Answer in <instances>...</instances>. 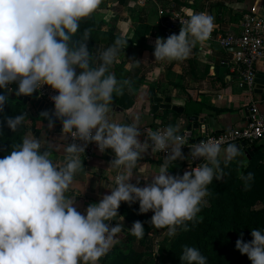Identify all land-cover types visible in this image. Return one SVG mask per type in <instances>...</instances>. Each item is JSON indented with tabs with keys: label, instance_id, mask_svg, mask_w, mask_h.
Instances as JSON below:
<instances>
[{
	"label": "clouds",
	"instance_id": "1",
	"mask_svg": "<svg viewBox=\"0 0 264 264\" xmlns=\"http://www.w3.org/2000/svg\"><path fill=\"white\" fill-rule=\"evenodd\" d=\"M100 3L0 0V89L16 84L17 96H31L49 86L57 93L51 97L54 110L51 117L48 112L42 116L49 128L54 126L52 117L59 120L61 139H72L62 146L59 166L49 150H41L38 139L27 137L0 158V264H100L122 232L120 223H111L120 216L122 202L130 206L138 202V214L151 211L150 225L166 228L167 235L174 237L178 228L187 231V222L196 220L209 195L208 185L223 178L221 164L227 166L242 156L235 144L222 147L223 137L209 138L190 145L187 158L204 163L182 176L172 175L169 164L185 159L182 148L187 144L178 126L143 133L142 141L136 121L117 123L110 117L114 95H122L131 84L109 72L127 41L116 38L94 56L87 44L89 29L74 39L80 21L90 17ZM214 27L212 15L192 13L182 22L179 34L157 37L155 61L187 59L196 44L210 38ZM7 102L8 97L0 94V113ZM25 118L26 113L6 116L0 127L6 125L15 132ZM89 143H95L101 153L111 150L114 159L109 168L117 174L110 194L81 213L74 207L75 197L66 193L72 187L82 191L86 185L90 175L81 154ZM149 149L167 155L151 182L141 187L139 179L135 184L130 181ZM241 179L250 181L253 173L242 174ZM128 232L138 240L144 238L143 223L135 221ZM251 237L245 242L241 234L235 247L251 264H264V230L252 229ZM180 260L181 264H208L207 257L191 246H184Z\"/></svg>",
	"mask_w": 264,
	"mask_h": 264
},
{
	"label": "crops",
	"instance_id": "2",
	"mask_svg": "<svg viewBox=\"0 0 264 264\" xmlns=\"http://www.w3.org/2000/svg\"><path fill=\"white\" fill-rule=\"evenodd\" d=\"M162 10L166 14L162 15ZM173 12L188 17L194 12H207L214 17L215 27L210 38L202 45L196 44L187 59L155 61V41L157 37H168L166 25L174 18ZM247 13H254L264 19V0H155L146 6L138 5L137 0H101L96 10V19L102 24V30L112 32L127 41L109 72L117 78L119 66H123L126 71L134 67L139 69L135 74L123 76L131 81L129 88L135 94L133 106L122 107L117 95L110 106V117L117 123L136 121L140 125V139L143 141L148 131L163 129L168 125L178 126L182 135L188 131V117L197 116L200 120L193 121V124H199V129L190 131L192 144L207 133H221L231 127L244 126L248 121V110L253 104L264 112V81L261 84L256 82L253 91L242 87L240 72L236 69L234 60L235 52L223 48L218 41L220 36L238 35ZM179 31L174 34H179ZM112 43L113 41L101 43L98 51ZM256 70L257 75L264 73V58L257 63ZM136 71L135 69L134 72ZM2 91L0 94L7 96L8 93V98L17 100L12 97L13 91H9V88ZM152 92L157 95L154 99ZM159 96L162 97L160 105L165 103V99L171 100L170 109H154L157 105L155 99ZM174 107L180 110L176 111ZM27 108L36 119L35 123L29 122L33 127L27 133V138L38 139L41 150H49L53 163L59 166L63 158L62 146L68 143V138L61 139L62 128L58 126L61 122L49 128L42 116L44 112L39 111L31 102L27 104ZM201 119H204L202 123ZM255 146L256 152L251 159L248 158L246 149L242 148V156L233 161L242 160L248 165L255 155L263 157L264 140ZM258 147H261L260 152ZM183 154L185 159L169 164L170 174L182 176L194 168L190 158L187 159L190 148ZM142 155L138 169L134 170L130 181L135 184L139 179L138 186L141 187L151 182V176L157 174L159 166L164 162V156L160 152H151V149ZM81 159L90 176L82 191L78 187H72L66 194L75 197L74 207L85 213L89 204L98 203L103 195L110 194V188L115 186L114 177L117 172L109 168L114 159L111 150L104 153L98 151L91 158L81 154ZM80 180L84 184L83 177ZM148 213L153 215L151 211ZM119 220L121 225L128 228L117 234L118 243L110 251L116 245L124 244L123 240L132 227L125 216H121ZM165 236L172 239L167 233ZM134 247L145 248L140 243Z\"/></svg>",
	"mask_w": 264,
	"mask_h": 264
},
{
	"label": "trees",
	"instance_id": "3",
	"mask_svg": "<svg viewBox=\"0 0 264 264\" xmlns=\"http://www.w3.org/2000/svg\"><path fill=\"white\" fill-rule=\"evenodd\" d=\"M125 1V0H123ZM102 24L96 19V11L88 18L80 21L78 32L74 39H79L85 29L90 30V39L88 48L95 56L101 43L114 41L117 37L112 32L102 30ZM118 81L124 80L123 76L135 74L139 71L134 67L126 71L123 66L118 68ZM135 69L137 70L136 72ZM79 71V70H77ZM125 74V75H124ZM122 75V77L120 76ZM131 85V84H130ZM2 89H0L1 91ZM117 95H114L116 97ZM135 94L125 86L123 94L117 96L118 103L124 108H130L134 104ZM26 113L24 122L12 132L6 125L0 127V158H3L11 150L18 147L27 133L32 129L35 118L29 113L27 105L19 100L8 98L3 113H0V121L6 116H15ZM48 122V120L46 119ZM60 121L54 120V124ZM261 147H258L260 152ZM257 155L252 161L245 165L238 161H232L227 166L223 163V178L213 179L208 185L209 195L205 197L206 203L201 205V211L198 213L195 221L188 223V230L178 228L177 234L170 240L165 239V256L169 262L163 261V264H181L180 256L184 246L198 248L201 253L207 257L208 264H251L246 254H241L236 249L237 239L242 238L245 242L251 241V230H264V163L257 161ZM173 162L170 163L172 165ZM253 173V179L245 182L241 175ZM138 202L131 206L127 203H121L117 218L112 223H120V217L125 216L132 225L139 220L145 228V236L140 240L141 245L151 243L149 231L152 226L149 221L151 214H138ZM158 229V228H157ZM159 230H167L159 229ZM132 235L128 233L124 238V243H129ZM146 248L151 250L152 246H146L144 249L132 246L129 253L122 252L119 248H113L105 255L101 264H146L143 253Z\"/></svg>",
	"mask_w": 264,
	"mask_h": 264
},
{
	"label": "built area",
	"instance_id": "4",
	"mask_svg": "<svg viewBox=\"0 0 264 264\" xmlns=\"http://www.w3.org/2000/svg\"><path fill=\"white\" fill-rule=\"evenodd\" d=\"M155 0H137L138 5L146 6L150 2ZM164 15L166 12L161 11ZM174 18L169 21L166 25V35L176 33L182 27V22L185 21L188 16L182 13H174ZM241 32L238 35L228 34L226 36H220L218 41L220 45L225 49L239 48V52L234 53V60L236 63V69L240 72L242 87H246L250 91H253L256 86L257 70L256 66L259 61L264 58V19L254 13H247L243 17ZM17 87L16 84L9 86L11 91ZM38 97L42 99L47 105L54 108L53 101L51 97L57 93L52 90L49 86H42L41 89L36 91ZM159 129H153L151 131H156ZM187 140V144L182 148V152L190 145L199 143L202 140H207L209 138L220 139L223 137L222 147H226L227 144H246L247 146H255L259 141L264 140V112L261 111L258 105L253 104L248 110V121L244 126H235L227 129L221 133H207L201 138L195 140L192 144V135L190 131H186L182 134ZM71 137H68V143H71ZM77 143H82L77 141ZM98 146L95 143H89L85 148V153L88 158H91L96 152H98ZM100 152V151H99ZM159 152V151H158ZM162 156H166V152H160ZM262 163H264V156L262 158ZM190 162L193 167L201 164L203 160L193 161L190 158ZM112 223V222H111ZM114 226V224L112 223Z\"/></svg>",
	"mask_w": 264,
	"mask_h": 264
},
{
	"label": "water",
	"instance_id": "5",
	"mask_svg": "<svg viewBox=\"0 0 264 264\" xmlns=\"http://www.w3.org/2000/svg\"><path fill=\"white\" fill-rule=\"evenodd\" d=\"M230 50L234 51V52H239L241 49L234 47V48H230ZM263 81H264V73H262L261 75H257L256 82L261 84ZM16 89H17V87L14 88V91L12 94L13 98H17V100L23 102L25 105H27L29 102H31L32 104H34L36 106V108H38L39 111L48 112L50 114V117H51V113L53 112L54 108L52 106L47 105L44 101H42V99L38 97V93L34 92L31 96H17L16 95ZM9 96L10 95L7 93V97H9ZM152 96L154 99V96H157V95H155V93H153ZM155 102L157 104L154 107L155 110H158L159 108H163V109H170L171 108V100L170 99H165V103L160 105V103L162 102V97L159 96L155 99ZM174 109L176 111L180 110L177 107H174ZM52 119L57 120L54 117H52ZM198 120H200V119L197 116H189L188 121L190 124L188 125L187 130L191 131L192 129H199V124H195V125L193 124V121H198ZM203 120L204 119H201L200 122L202 123ZM124 123L130 124V121L126 120ZM58 126L62 128V124H59ZM236 146L239 148V150L242 148L246 149V154H247L249 159H251V157L254 155V152H256V146H247L246 144H242V145L237 144ZM127 228H128V226L122 225V231L127 229ZM104 257L101 258L100 263L104 260Z\"/></svg>",
	"mask_w": 264,
	"mask_h": 264
},
{
	"label": "rangeland",
	"instance_id": "6",
	"mask_svg": "<svg viewBox=\"0 0 264 264\" xmlns=\"http://www.w3.org/2000/svg\"><path fill=\"white\" fill-rule=\"evenodd\" d=\"M2 90L0 92H3ZM9 91H11L10 88ZM261 157H262L261 155H258L256 160L257 161L262 160L263 157L262 158ZM166 233L167 230H159L155 227H152L151 230L149 231L148 238L151 239V243L149 242V244L148 243L143 244L144 247L148 245L152 246L151 250H148L146 248L145 252L143 253V257H144L143 259L147 261L146 264H163V261H165L166 263L169 262V260L165 256L166 253L164 250L165 247H170L168 243L165 245V239H167L165 238ZM137 243H140V240H138L135 236L132 235V238L128 244L121 243L118 246L116 245L115 248H120L122 252L129 253L132 246H135Z\"/></svg>",
	"mask_w": 264,
	"mask_h": 264
}]
</instances>
